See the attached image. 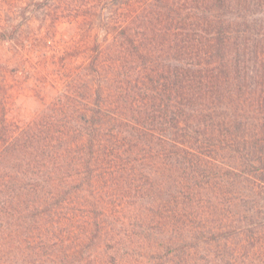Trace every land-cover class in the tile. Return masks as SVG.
<instances>
[{
  "label": "trees",
  "instance_id": "obj_1",
  "mask_svg": "<svg viewBox=\"0 0 264 264\" xmlns=\"http://www.w3.org/2000/svg\"><path fill=\"white\" fill-rule=\"evenodd\" d=\"M152 1L0 101V264H264V0Z\"/></svg>",
  "mask_w": 264,
  "mask_h": 264
},
{
  "label": "rangeland",
  "instance_id": "obj_2",
  "mask_svg": "<svg viewBox=\"0 0 264 264\" xmlns=\"http://www.w3.org/2000/svg\"><path fill=\"white\" fill-rule=\"evenodd\" d=\"M152 0H0V101L28 120L81 71L94 38L137 14L150 19ZM139 19V18H136ZM13 31H16L13 34Z\"/></svg>",
  "mask_w": 264,
  "mask_h": 264
}]
</instances>
